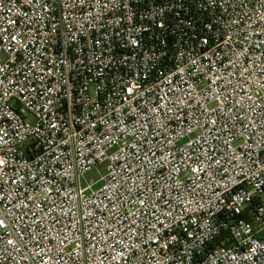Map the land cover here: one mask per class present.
Segmentation results:
<instances>
[{
	"label": "built area",
	"instance_id": "2783aa9c",
	"mask_svg": "<svg viewBox=\"0 0 264 264\" xmlns=\"http://www.w3.org/2000/svg\"><path fill=\"white\" fill-rule=\"evenodd\" d=\"M0 264H264V0H0Z\"/></svg>",
	"mask_w": 264,
	"mask_h": 264
},
{
	"label": "rangeland",
	"instance_id": "374dc122",
	"mask_svg": "<svg viewBox=\"0 0 264 264\" xmlns=\"http://www.w3.org/2000/svg\"><path fill=\"white\" fill-rule=\"evenodd\" d=\"M99 169H103V166L99 167ZM97 173H98V170H94L93 172H91V173L86 175V179L96 178L97 177Z\"/></svg>",
	"mask_w": 264,
	"mask_h": 264
}]
</instances>
